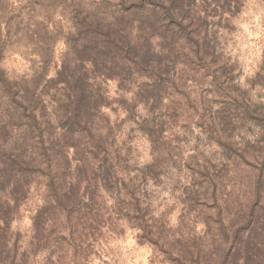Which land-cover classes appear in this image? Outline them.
<instances>
[{"label": "rangeland", "instance_id": "obj_1", "mask_svg": "<svg viewBox=\"0 0 264 264\" xmlns=\"http://www.w3.org/2000/svg\"><path fill=\"white\" fill-rule=\"evenodd\" d=\"M92 1L113 11L127 0ZM212 1L200 13L205 24L183 20L185 33L177 34L181 45L196 33L212 48L197 53L186 46L170 54L157 78L158 101H137L127 112L126 103L115 100L116 83H103L110 105L99 138L93 143L86 136L80 152L66 151L62 184L49 187L37 172L25 195L8 202L10 220L0 219V264H210L203 256L194 262L189 253L213 249L212 256L222 240L210 180L219 179L216 200L228 202L234 215L264 170V87L253 80L264 55V0H238L230 9ZM62 5L0 0V24L20 27L47 9L59 20ZM10 46L0 55V86L4 79H26L33 63L39 65L24 41ZM63 48L57 41L47 76ZM154 69L152 63L145 72ZM138 82L125 88L133 91ZM49 96L41 105L50 115L49 102L58 97ZM0 199L4 204L6 195ZM207 216L213 218L205 225Z\"/></svg>", "mask_w": 264, "mask_h": 264}, {"label": "trees", "instance_id": "obj_2", "mask_svg": "<svg viewBox=\"0 0 264 264\" xmlns=\"http://www.w3.org/2000/svg\"><path fill=\"white\" fill-rule=\"evenodd\" d=\"M212 2L221 9L238 4V0ZM61 3L59 20L53 21L51 10L45 8L42 18L36 20L33 14L28 21L21 20L20 27L18 23L0 24V55L10 45L24 41L34 55L30 60L39 64L36 67L33 63L31 75L15 81L14 86L5 79L6 86H0V194L6 195L4 204L0 199V219L4 223L10 220L8 202L25 195L35 173L45 175L49 187L62 184L69 162L66 151L72 148L80 152L86 136L93 143L99 138V124L108 119L103 109L110 105L103 83H116L115 100L126 103L125 111L129 112L137 101L159 100L157 78L166 72L170 54L186 46L197 53L212 48L196 33L183 45L177 37L178 31L185 33L183 20L194 26L206 23L207 18L200 14L210 6L206 0H127L113 11L92 0ZM171 25L178 29H171ZM59 40L64 45L59 64L47 76ZM152 63L155 69L147 74L145 70ZM137 80L135 90L125 88L126 83ZM253 80L264 87V55ZM46 93H50L49 98L58 97L49 102L50 115L46 105H41ZM259 108L264 117V103ZM210 183L216 209L214 224L222 240L215 244L212 256L213 249L210 254L202 249L189 252L194 262L201 263L203 256L210 264H264V170L254 175L248 196L234 215L226 211L228 202L218 204L216 200L219 179L215 177ZM70 195L69 190L64 199L68 201ZM212 218L207 216L205 225Z\"/></svg>", "mask_w": 264, "mask_h": 264}]
</instances>
